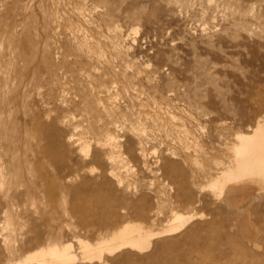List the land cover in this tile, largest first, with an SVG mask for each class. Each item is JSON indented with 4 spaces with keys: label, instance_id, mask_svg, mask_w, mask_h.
<instances>
[{
    "label": "rangeland",
    "instance_id": "obj_1",
    "mask_svg": "<svg viewBox=\"0 0 264 264\" xmlns=\"http://www.w3.org/2000/svg\"><path fill=\"white\" fill-rule=\"evenodd\" d=\"M176 3L0 0V264L174 212L146 247L74 264H264V191L234 207L215 184L264 116V0Z\"/></svg>",
    "mask_w": 264,
    "mask_h": 264
},
{
    "label": "bare ground",
    "instance_id": "obj_2",
    "mask_svg": "<svg viewBox=\"0 0 264 264\" xmlns=\"http://www.w3.org/2000/svg\"><path fill=\"white\" fill-rule=\"evenodd\" d=\"M175 1L178 3V8L180 10L190 7L194 2L201 3V0ZM245 133L246 134L238 135L240 142L239 146L236 148L234 169L230 171L231 174L227 171L229 175L226 178L224 177L223 180H217V183H215L219 195L221 196L222 194L224 200L226 199L228 204L234 207H236L239 202L243 201V199H246V197L249 196L248 194H251L250 192L252 190L256 192L264 191V116L262 119L257 120L252 133ZM110 146L114 148L115 145L110 143ZM12 150L13 143L11 141L5 142L4 131L0 130V157L2 155H12ZM112 157L115 158V156ZM112 157L110 161H115L116 159L113 158L112 160ZM110 174L116 176L115 179L118 183L122 181L119 178L120 176L117 177L118 174L116 175L113 170L110 171ZM78 195L79 194H76L77 204L75 208L78 210L81 217H84L89 210L83 204L87 199L85 196L79 197ZM109 209H111L113 213L115 212L112 208ZM99 212L100 211H96L95 214L99 215L101 218L102 215H100ZM244 213L235 221L231 228L236 227L238 231L243 233V236L247 238V241L251 243L252 247L254 246L256 248L258 246L256 242L258 236L257 231L255 230V232L251 227V221L249 222L250 219L248 220L249 215L247 216ZM191 216L193 217V214L188 215L187 219ZM183 222L184 219L182 214L174 212L170 223H167L161 230L152 231L144 230L140 222L136 223L135 221L127 220L122 224L116 225L106 236L94 242L79 239V243L81 244V253L79 256L71 252L68 249L71 244L66 243L62 246L51 244L46 248H39L34 251L36 253L28 255L27 259L36 258L38 262L43 264H74L77 259L91 260L95 258L100 260L104 257L105 253H111L121 247L144 248L148 245L150 236L158 233L171 232L181 226ZM234 245L237 248H242L239 242ZM251 264H258V262L256 261Z\"/></svg>",
    "mask_w": 264,
    "mask_h": 264
}]
</instances>
